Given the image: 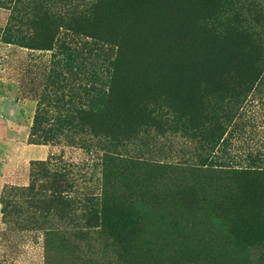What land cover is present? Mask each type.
<instances>
[{
  "label": "trees",
  "instance_id": "1",
  "mask_svg": "<svg viewBox=\"0 0 264 264\" xmlns=\"http://www.w3.org/2000/svg\"><path fill=\"white\" fill-rule=\"evenodd\" d=\"M0 11L4 42L51 52L33 132L104 148L99 194L80 198L69 170L42 167L46 181L23 189L30 206L81 238H110L140 264L144 226L170 194L141 186V156L120 148L180 129L199 136L205 167L188 168L204 181L176 188L204 234L187 264H264V142L233 154L228 132L249 100L264 105V0H0Z\"/></svg>",
  "mask_w": 264,
  "mask_h": 264
},
{
  "label": "rangeland",
  "instance_id": "2",
  "mask_svg": "<svg viewBox=\"0 0 264 264\" xmlns=\"http://www.w3.org/2000/svg\"><path fill=\"white\" fill-rule=\"evenodd\" d=\"M3 12L0 11V264H132L110 238L96 234L81 238L68 220L53 213L40 215L29 205L30 194L23 189L37 179L46 181L42 167L69 170L80 198L99 194L104 148L95 141L81 144L62 136L59 141H46L44 130L33 132L51 66V52L29 49L14 40L4 42L8 12ZM243 112L244 118L238 117L236 121L237 128L231 125L228 131L234 135L232 153L239 155L244 150L260 148L264 142V105L249 100ZM170 113L173 118L174 113ZM151 135L145 145L138 141L129 143L125 151L120 148L123 155L141 156V163L135 167L142 179L141 186L153 182L155 197L157 193L170 194L167 202L147 219L144 237L138 245L148 249L138 262L187 264L195 250V239L204 234L199 235L189 226L187 207L180 204L176 188L187 187V181H204V177L188 169L190 166L192 172L205 174V167L196 160L199 136L189 137L180 129L152 131ZM140 185L136 184L137 189ZM203 243L201 246H205Z\"/></svg>",
  "mask_w": 264,
  "mask_h": 264
}]
</instances>
